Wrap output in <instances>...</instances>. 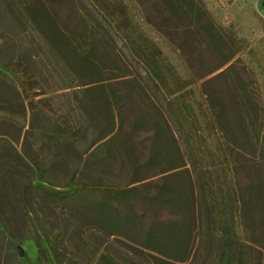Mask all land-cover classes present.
<instances>
[{"label": "trees", "instance_id": "obj_1", "mask_svg": "<svg viewBox=\"0 0 264 264\" xmlns=\"http://www.w3.org/2000/svg\"><path fill=\"white\" fill-rule=\"evenodd\" d=\"M87 1L94 13L81 16L75 31L64 29L44 0L20 3L31 24L96 109L97 115L90 121L101 120L103 126L95 141L105 142L115 130V110L120 102L116 86L106 88L97 83L104 61L120 69L117 58L100 48L110 30L121 37L162 95L184 148L165 115L151 117L147 120L151 132L145 159H136L129 137L123 141L132 175L125 185L89 177L90 159L86 156L63 185L12 180L13 209L23 222L33 225L34 214L40 211L29 204L27 195L37 189L45 201L65 214L62 226L42 227L41 231L35 225L31 232L42 250L46 249L45 240L51 241L56 256L58 246L66 240L77 237L84 243L87 260L74 255L60 264H129L120 259L110 243L99 242L93 232L86 233L87 227L119 236L129 259L139 257L146 264H194L191 261L197 254L198 264H264V87L254 84V78L258 80L254 71L252 77L244 71L243 38L223 25L205 0H138L145 14L139 17L140 23L125 0ZM144 23L158 27L179 50L177 57L167 54L161 40L142 27ZM174 34H181L182 40ZM202 51L219 60L210 70L195 76L189 66ZM16 74L26 81L22 74ZM222 76L240 97L243 112L237 119L217 87L216 81ZM26 83L21 89L0 68V108L16 110L23 117L28 110L31 119L34 115L46 116L48 124L40 127L42 132H68L70 125L61 110L54 114L42 111L41 99L28 93L30 86ZM144 122V118L136 119L132 130ZM16 154L19 163L33 175L42 176L48 168ZM0 223L8 230L1 213ZM3 239L0 231V241ZM6 241L12 246L10 240ZM8 255L14 264H21L14 251Z\"/></svg>", "mask_w": 264, "mask_h": 264}, {"label": "rangeland", "instance_id": "obj_2", "mask_svg": "<svg viewBox=\"0 0 264 264\" xmlns=\"http://www.w3.org/2000/svg\"><path fill=\"white\" fill-rule=\"evenodd\" d=\"M44 1L60 25L69 31L79 29L81 16L94 13L87 0ZM125 1L132 8L136 21L140 23L139 17L145 16L140 2ZM205 1L223 25L230 27L237 36L243 38L241 56L247 62L244 71L248 77H252L251 70L254 71L258 76L256 80L253 72L254 84L259 83L264 87V0ZM81 5L84 6L80 8ZM141 25L148 33L161 40L170 57H177L179 50L174 49L157 26L150 23ZM180 35L173 36L180 41ZM100 48L115 56L120 66L118 69L104 61L101 64L103 74L97 82L106 88L116 86L120 96L118 108L115 110V130L108 134L105 142L95 141L103 126L101 120L90 121L97 115L96 109L86 99L82 86L31 24L23 12L20 0H0V68L5 69L21 89V85L27 81L26 84L30 86L28 93L41 99L39 106L42 111L54 114L61 110L63 119L70 125V130L63 134L42 132L40 127L48 124L46 116L34 115L31 119L28 110L26 117H23L16 110L0 108V213L9 226L8 231L0 223V231L4 234V239L0 241V264H14L8 255L11 251L21 260V264H60L59 261H66L74 255L82 260L89 258L87 251L83 250L84 243L77 237L58 246L57 256L48 239L44 242L46 249L42 250L37 238L31 233L33 228L38 225L42 231V227L50 229L53 226H62L65 214L45 201L37 189H32L27 195L29 204L40 212L34 214L33 225L23 222L16 209H13L15 194L12 180L63 185L67 183L69 174L80 167L83 157L88 156L89 177L104 183L125 185L132 175L128 171V161L122 150L123 141L129 137L136 159H145L151 132V124L147 120L160 114L169 120L181 147L184 148L179 128L172 121L162 95L146 76L141 64L126 49L121 37L110 30L106 31ZM218 60V56L202 51L193 61V65L189 66V70L198 76L214 67ZM181 69L185 71L183 64ZM16 73L22 74L26 81L22 82ZM119 74L122 75L116 76ZM199 81L201 79L197 82ZM216 84L230 114L237 119L243 111L236 90L223 76L218 78ZM140 118H144L145 122L132 130L133 122ZM16 151L29 161L48 167L47 170L42 176L31 174L19 163ZM10 231L16 236L13 237ZM85 231L93 232L99 242L110 243L115 252L120 253L121 260L129 264H146L139 257L134 256L133 261L129 259L130 255L119 236L107 235L106 232L91 227H87ZM7 239L13 243L12 246L8 245ZM199 260L197 254L191 263L198 264Z\"/></svg>", "mask_w": 264, "mask_h": 264}]
</instances>
